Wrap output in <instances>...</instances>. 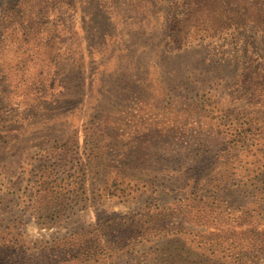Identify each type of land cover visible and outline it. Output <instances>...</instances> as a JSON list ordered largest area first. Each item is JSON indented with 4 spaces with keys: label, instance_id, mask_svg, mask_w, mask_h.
Returning a JSON list of instances; mask_svg holds the SVG:
<instances>
[{
    "label": "rangeland",
    "instance_id": "rangeland-1",
    "mask_svg": "<svg viewBox=\"0 0 264 264\" xmlns=\"http://www.w3.org/2000/svg\"><path fill=\"white\" fill-rule=\"evenodd\" d=\"M257 8L0 0V264H264Z\"/></svg>",
    "mask_w": 264,
    "mask_h": 264
},
{
    "label": "trees",
    "instance_id": "trees-1",
    "mask_svg": "<svg viewBox=\"0 0 264 264\" xmlns=\"http://www.w3.org/2000/svg\"><path fill=\"white\" fill-rule=\"evenodd\" d=\"M210 8L211 12L217 13L219 21L218 24L231 28L234 27L235 30L243 29L250 26L251 24H256L260 20L256 19L255 22H252L251 18L245 14L247 11H243L241 8L245 7L248 11L261 10L260 4L264 2V0H205ZM241 1L247 2L240 9L235 10V3H239ZM201 6V5H200ZM236 40L234 43L235 50L240 53H244L247 65V69L257 67V64H264V60L258 54L259 52L256 49V43L258 41V37L255 34H245L244 36H236ZM255 49V50H254ZM254 52V53H253ZM252 53V54H251ZM241 55V54H240ZM253 71V70H252ZM264 76V75H263ZM146 214H140L143 216ZM134 217L131 220L130 227L137 231L139 228L145 229V223L148 222V219H143L142 217ZM147 217H151L152 215H146ZM159 227H161V222L159 223Z\"/></svg>",
    "mask_w": 264,
    "mask_h": 264
}]
</instances>
